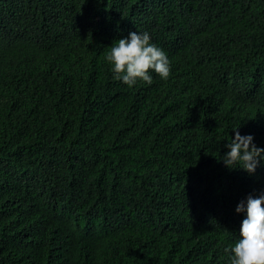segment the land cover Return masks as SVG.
<instances>
[{
  "label": "trees",
  "instance_id": "obj_1",
  "mask_svg": "<svg viewBox=\"0 0 264 264\" xmlns=\"http://www.w3.org/2000/svg\"><path fill=\"white\" fill-rule=\"evenodd\" d=\"M129 31L167 79H112ZM238 126L264 147V0H0V264H228Z\"/></svg>",
  "mask_w": 264,
  "mask_h": 264
},
{
  "label": "clouds",
  "instance_id": "obj_2",
  "mask_svg": "<svg viewBox=\"0 0 264 264\" xmlns=\"http://www.w3.org/2000/svg\"><path fill=\"white\" fill-rule=\"evenodd\" d=\"M112 79L132 87L138 82L152 83L153 73L167 79L170 61L166 52L150 38L148 31H129L115 39L104 55ZM238 127L225 145L220 161L229 169H242L249 175L264 162V147L254 143L251 134H241ZM243 214L239 237L225 249L228 264H264V194L248 195L235 208Z\"/></svg>",
  "mask_w": 264,
  "mask_h": 264
}]
</instances>
